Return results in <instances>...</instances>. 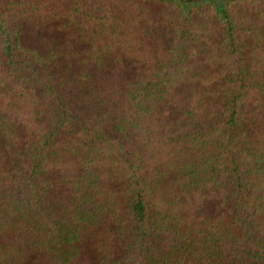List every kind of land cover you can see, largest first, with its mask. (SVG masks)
<instances>
[{
    "label": "trees",
    "instance_id": "obj_1",
    "mask_svg": "<svg viewBox=\"0 0 264 264\" xmlns=\"http://www.w3.org/2000/svg\"><path fill=\"white\" fill-rule=\"evenodd\" d=\"M0 264H264V0H0Z\"/></svg>",
    "mask_w": 264,
    "mask_h": 264
},
{
    "label": "rangeland",
    "instance_id": "obj_2",
    "mask_svg": "<svg viewBox=\"0 0 264 264\" xmlns=\"http://www.w3.org/2000/svg\"><path fill=\"white\" fill-rule=\"evenodd\" d=\"M29 33H32L33 35H35L34 32H33V30H31V29H27V30L24 32V41H25V42H30L29 40H32V38L30 37V34H29ZM25 35H27V39L25 38Z\"/></svg>",
    "mask_w": 264,
    "mask_h": 264
}]
</instances>
